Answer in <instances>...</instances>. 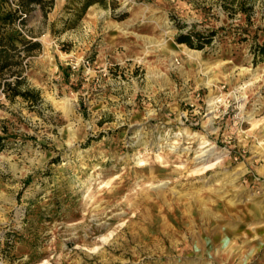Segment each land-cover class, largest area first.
<instances>
[{
	"label": "rangeland",
	"instance_id": "1",
	"mask_svg": "<svg viewBox=\"0 0 264 264\" xmlns=\"http://www.w3.org/2000/svg\"><path fill=\"white\" fill-rule=\"evenodd\" d=\"M66 3L26 19L40 101L0 90V264H264V0H106L52 35Z\"/></svg>",
	"mask_w": 264,
	"mask_h": 264
},
{
	"label": "trees",
	"instance_id": "2",
	"mask_svg": "<svg viewBox=\"0 0 264 264\" xmlns=\"http://www.w3.org/2000/svg\"><path fill=\"white\" fill-rule=\"evenodd\" d=\"M53 4L54 0H0V90L8 100L19 97L31 105L40 101L38 91L28 88L23 77L26 59L41 48V44L25 29V25L27 17L34 10L46 18ZM94 5L105 7L106 0H67L64 6L67 18L62 22L60 30H56L57 23H53L52 35L75 28L87 9ZM214 34L213 31L205 34L189 32L180 34L176 41L190 49L201 50L203 45L211 43ZM251 55L254 65L264 64V38L252 44ZM6 139L0 136V151Z\"/></svg>",
	"mask_w": 264,
	"mask_h": 264
},
{
	"label": "bare ground",
	"instance_id": "3",
	"mask_svg": "<svg viewBox=\"0 0 264 264\" xmlns=\"http://www.w3.org/2000/svg\"><path fill=\"white\" fill-rule=\"evenodd\" d=\"M182 51H184V52L186 53L187 57H189L190 59H194V58L196 57V56H195V55H196V54H195L196 51H192V50L187 49V48H183ZM207 152H208V151H207ZM207 152H206V155H205L206 157L209 156V154H210V153L208 154ZM210 152H211V151H210ZM247 213H248V212H247ZM249 214H250V213H249ZM250 215H251V214H250ZM190 251H191V250H190ZM182 252H183V251H182ZM182 254H183V253H182Z\"/></svg>",
	"mask_w": 264,
	"mask_h": 264
}]
</instances>
